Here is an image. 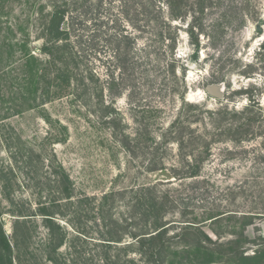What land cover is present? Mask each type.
I'll return each mask as SVG.
<instances>
[{
	"label": "rangeland",
	"instance_id": "rangeland-1",
	"mask_svg": "<svg viewBox=\"0 0 264 264\" xmlns=\"http://www.w3.org/2000/svg\"><path fill=\"white\" fill-rule=\"evenodd\" d=\"M31 2L6 0L7 8H0V35L13 42L28 35L34 51L42 40ZM63 2L68 13L62 27L69 34L74 72L85 82L95 75L97 91L102 89L103 100L113 102L118 115L114 124L104 125L92 114L96 110L92 101L78 112L81 105L72 104L69 97L39 107L24 81L13 76L16 68H7L12 65L7 54L0 55V213L13 248L8 253L0 250L2 264H52L45 261L52 248L46 243L48 231L42 219L46 213L55 216L70 235V247L58 250L59 262L61 254L72 260L69 253L80 250L101 264V247H72L73 230L65 219L88 230L95 215L89 213L78 221L73 208L65 206L56 183L62 170L70 176L76 197L100 198L111 190L116 192L109 212L116 219L128 218L130 192L148 182L156 183L158 194L185 197L195 204L193 214L183 216L178 210L167 214V222L177 224L174 227L194 216L203 217L207 210L236 213L202 226L217 242L210 248L221 255L201 254L195 250V239L187 237L188 243L178 238L170 241L178 255L168 254L158 264H264V218L244 216L264 211V199L259 198L264 197L260 147L264 123L256 122L240 140L230 135L218 138L205 113L223 108L240 113L250 105L249 99L255 102L254 112L257 108L264 112V0H177L181 16L174 21L168 17L165 0ZM6 27L11 28L10 34L5 33ZM112 78L116 83L110 89ZM218 80L222 82L214 83ZM212 84L223 85L222 99L205 93L204 88ZM80 85L83 89L84 84ZM183 101L200 111L181 108ZM179 112L185 116L183 126L189 129L168 134ZM61 126L68 127L65 142ZM206 128L205 135L212 138L208 156L191 144ZM147 131L155 137L151 149L144 142ZM120 133L143 140H127L125 148L122 140L118 142ZM163 135L166 143H162ZM180 138L184 148L178 152ZM184 158L202 159L200 177L170 178L172 167L182 171ZM152 162L165 164L167 171L148 172ZM16 219H23L25 225L14 226ZM250 221L254 225H248ZM124 240L115 244L117 249L108 250L111 264H124L128 239ZM76 257L72 262L76 263Z\"/></svg>",
	"mask_w": 264,
	"mask_h": 264
},
{
	"label": "trees",
	"instance_id": "trees-1",
	"mask_svg": "<svg viewBox=\"0 0 264 264\" xmlns=\"http://www.w3.org/2000/svg\"><path fill=\"white\" fill-rule=\"evenodd\" d=\"M176 1L177 0H165L168 9V17L171 21L177 20L181 16L179 9L181 6L180 4L176 5ZM5 2L6 0H0V8H7ZM180 3L182 4V1ZM31 4L33 11L36 9L35 12L37 19L35 21L39 22L40 35L38 38L42 40V45L39 49L37 48L33 51L30 48V38L28 35L21 36L20 39L15 38L14 42L13 39L10 40L4 35H0V55L6 53L10 63H12V65L7 68L11 66L16 68L17 74L16 76H13L17 80L21 79V81H24V84L29 87L28 92L30 96L33 97V100L35 99L38 102L39 107H43L44 105L51 103L53 100L69 97L72 104L75 105V103L78 102L81 105L77 109L78 112H81V108L85 107L87 102L91 103L92 101L96 109L91 111L92 114L95 116L98 115L97 117L100 118L101 123L104 125L107 123L114 124L118 112L115 109L113 102H105L103 100L102 89L97 91V84L94 83H96L98 79L96 78L97 81L94 80L95 75H90L87 82H85L81 79L79 80V75L74 72L75 64L72 51L70 50L69 34L68 31L62 27L68 13L66 3L63 2V0H40L39 2H35L34 0ZM18 30L21 29L18 27ZM5 33L10 34L11 28L6 27ZM193 60L195 61L196 57ZM217 82L220 83L222 81L218 80L214 83ZM115 83V78L110 79L108 87L111 89ZM80 84H84L83 89L80 87ZM93 85V90L95 91L91 89V86L93 87ZM86 95H88V97H86ZM29 100L31 101V97ZM249 102L250 105L245 107L240 113L227 111L225 108L217 110L216 112L205 111L212 129L218 138L221 137V135H230L233 136L232 138H238L240 140L248 135L250 128L256 124V122H261V124L264 123L263 110L257 108L258 111L254 112L252 108L255 107V102L253 99H249ZM38 106H36V108ZM181 106V108L187 107V109L192 112L200 111L198 106L184 101ZM151 112L152 111H149V113ZM199 114L200 113L193 115L192 117H198ZM183 118H185V116L183 117L182 113L179 112L176 119L170 124V129H167L168 134H171L173 130L176 131L180 128L182 130L189 129V125H187V127L183 126L185 122ZM192 122H195V119ZM61 131L64 135L62 142H65L66 138H68V127L61 126ZM207 131L208 128L204 131L205 133L197 135L191 143L197 151H201V155L205 154V156H208L210 140H212V138L205 135L208 133ZM150 134L151 133L147 131L144 138V142L148 145V147L146 145V148L148 149H151L155 144V137ZM120 135L122 134L120 133ZM122 137L118 142H121L122 140L121 144L125 148L127 140L128 142L134 141L136 138L143 140V137H141V139L136 135L132 138L128 135H122ZM115 140L117 142V135ZM162 140V143L167 142L164 135ZM183 143L184 140H181L180 138L177 143L178 152L183 150ZM260 147L264 152V139L261 141ZM201 162L202 159L192 160V158H184L183 166H181L182 171H178L177 168L172 167L171 170H173V172L171 174L173 175L170 178L185 180L200 177L202 172ZM147 171H159L162 173L167 171V168L163 163L152 162L150 166L147 167ZM57 180L56 183L59 185L62 196L61 200L66 203L65 206L73 208L72 212L76 213L74 216L78 221L82 216H87L89 213L96 216H93L94 225H91V228L88 230L76 227V223L73 219L65 220L73 230V234L71 235L73 241L72 247L76 248L82 245L101 247L104 250L100 254L101 264L112 263L108 250L114 248L117 249V245L123 243L125 238L128 240H126L127 243L123 248L126 253L124 264H152V262L158 264L157 262L165 259L168 254L174 253L175 255H178L177 252H173V249L170 247L171 240L180 238V241H187L189 243L190 241L187 237H192L193 240H196L195 250L199 253L211 256L218 254L221 255L222 253L218 252L216 249L210 248L209 245L217 246V242L213 241L202 230V226L206 224L207 221L210 223L218 222L219 219L226 216L225 214L236 216V213L232 211L214 214L211 213L212 210H207L203 217L194 216L189 220L180 221L186 224L174 227L177 224L167 222V214L170 212L172 213L175 210H178V213H181L183 216L193 214V211L191 210H195V204L192 203L190 199H185V197L175 199L170 197L167 193L158 194L156 183L152 184V182H148L147 185H142L137 190H132L130 192L132 193V196L129 198L130 200L127 204H132V208L131 212H129L130 215H128V218L116 219L114 214L112 216V214L109 213L115 204L116 192L111 190L100 198L94 196L92 198H89L88 196L76 197L72 187L71 178L64 170H62L61 176ZM125 191H127V189ZM117 195L121 194L117 193ZM259 198L264 199L263 195H260ZM106 215L107 218H105ZM42 216H44L42 218L43 223L48 231L46 243L52 247L45 261L52 264H78L77 262L80 263L81 260H83L84 263L81 264H95V258L93 255H89V257L86 258L85 251L80 250L69 253L72 260L74 254L77 256L76 263L74 261L72 262L69 258L62 256V254L61 261L59 262L57 259V257L60 256L58 253V250H60L59 248L62 246L70 247V245H68V237L70 236L69 232L65 227L56 223L55 216L49 213L42 214ZM56 216L59 215L56 214ZM63 216L65 217L66 215ZM244 216H250L254 217L256 220H261V218H264V211ZM1 217L2 215L0 213V250L4 253H8L11 252V249L13 248L3 226L1 225ZM19 224L25 225L24 220L16 219L14 226ZM248 225H254L253 221H250ZM94 226L98 227L95 229V232L94 229H92ZM173 229H179V231L174 234L172 232ZM13 230H15V228ZM54 230L58 231V233H55ZM212 231L214 235L218 237L219 234L214 230ZM192 243L194 242L192 241ZM260 245L261 244H259V246ZM189 248L190 247H188V249ZM233 253L238 255L241 252L239 250H234ZM53 255H55V257H53ZM2 260L3 258H0L1 264L3 263Z\"/></svg>",
	"mask_w": 264,
	"mask_h": 264
},
{
	"label": "water",
	"instance_id": "water-1",
	"mask_svg": "<svg viewBox=\"0 0 264 264\" xmlns=\"http://www.w3.org/2000/svg\"><path fill=\"white\" fill-rule=\"evenodd\" d=\"M205 93L214 99H222L223 97V85L222 84H212L205 87Z\"/></svg>",
	"mask_w": 264,
	"mask_h": 264
}]
</instances>
